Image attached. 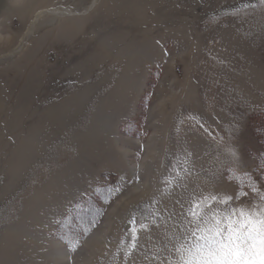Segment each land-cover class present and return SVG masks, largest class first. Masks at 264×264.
Segmentation results:
<instances>
[{
  "label": "rangeland",
  "instance_id": "1",
  "mask_svg": "<svg viewBox=\"0 0 264 264\" xmlns=\"http://www.w3.org/2000/svg\"><path fill=\"white\" fill-rule=\"evenodd\" d=\"M92 2L0 0V264H183L264 218V3Z\"/></svg>",
  "mask_w": 264,
  "mask_h": 264
},
{
  "label": "snow or ice",
  "instance_id": "2",
  "mask_svg": "<svg viewBox=\"0 0 264 264\" xmlns=\"http://www.w3.org/2000/svg\"><path fill=\"white\" fill-rule=\"evenodd\" d=\"M196 239L198 243L181 256L183 264H264V218L229 220L223 227L216 220L215 226L202 230ZM132 240L135 248V232Z\"/></svg>",
  "mask_w": 264,
  "mask_h": 264
},
{
  "label": "bare ground",
  "instance_id": "3",
  "mask_svg": "<svg viewBox=\"0 0 264 264\" xmlns=\"http://www.w3.org/2000/svg\"><path fill=\"white\" fill-rule=\"evenodd\" d=\"M97 1H98V0H93V2L91 3V5H90V7H89V10L92 9V8L95 6V4H96ZM44 13H50V14H53L54 16H56V15H58V16H63V15H66V14H67V15L71 14V12H69V11H67V10H63V12H58L57 10H51V11H49V12L41 11V12L37 13V14L34 16V19H33L32 25H31V27L29 28V31H28L27 33L31 32L33 26L37 23V20H38L39 16H41V15L44 14Z\"/></svg>",
  "mask_w": 264,
  "mask_h": 264
},
{
  "label": "trees",
  "instance_id": "4",
  "mask_svg": "<svg viewBox=\"0 0 264 264\" xmlns=\"http://www.w3.org/2000/svg\"><path fill=\"white\" fill-rule=\"evenodd\" d=\"M249 176H251V175H245L244 178H245V177H249Z\"/></svg>",
  "mask_w": 264,
  "mask_h": 264
}]
</instances>
